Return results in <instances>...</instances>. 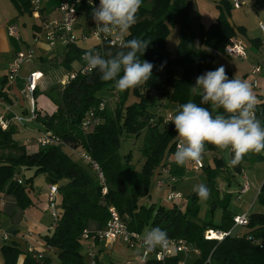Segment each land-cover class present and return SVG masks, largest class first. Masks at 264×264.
Masks as SVG:
<instances>
[{"label": "trees", "instance_id": "trees-1", "mask_svg": "<svg viewBox=\"0 0 264 264\" xmlns=\"http://www.w3.org/2000/svg\"><path fill=\"white\" fill-rule=\"evenodd\" d=\"M10 2L20 15H31L30 0ZM222 5L224 11L229 13V4L223 2ZM79 6L80 12L91 22L93 7L99 6V0H92L91 4L82 1ZM170 28L178 31V44L173 54L165 45ZM236 30L240 34L244 33L242 27H237ZM100 35L101 40L95 41L96 44L90 49L80 48L77 43L67 44L61 65L69 71L73 61L77 60L81 63L78 70H82V57L86 51L100 52L102 55L107 51L115 53L126 40L140 38L150 42L140 59L154 65L151 78L144 85L119 92L115 90L114 82H103L98 71L84 75L77 71L76 77L57 94H51L50 89L47 94H51L55 108L38 115L35 121L45 131L61 138L63 145L37 147V151L28 152L26 146L12 137L16 126L8 125L5 130L0 129V195H12L17 205L25 209L30 204L26 196V185L34 177L43 175L48 185L57 186V225L52 231L48 230L41 239L44 244L53 248L60 264L84 263L80 254L82 232L86 230L89 221L103 228L109 219L107 209L110 206L121 217L129 219L128 228L131 231L141 233L145 228L159 227L168 233L169 239H182L192 245L199 251V257L191 264H203L208 258L212 264H264V182L256 196L261 211L249 214L247 233L240 237L229 236L220 242L205 240L204 231H229L235 215L232 212L222 213L219 223L212 220L201 221L197 205L199 197L195 192L186 198V207L180 211L172 206L165 208L156 203L148 206L142 204V200L150 197L152 175L170 162L178 142L174 124L169 123L162 129V119L155 116L149 108L156 100L164 99L167 88L171 90L169 102L176 108L189 100L200 104L199 96L190 95L191 86L195 85L196 78L203 69L212 67L218 54L223 53L224 47L235 36L223 11H218L215 21L207 27L199 24V43L190 25L184 0H142L137 23L119 45L111 46L110 36L103 33ZM250 42L253 46L257 43L261 45L258 39ZM160 76L162 80L159 79ZM104 88H108L107 92L111 96L112 93L117 96L113 112L108 113L104 106V110L99 113L102 123L90 131L81 132L79 127L87 113L97 110L100 104L105 105V99L98 96ZM202 106L210 108L207 104ZM256 116L264 124L262 100L256 107ZM142 132L140 153L144 161L140 171L136 172L128 162L129 154L121 161L118 154L119 138L122 134L138 137ZM64 148L72 151L80 148L100 166L107 186L105 195L101 194V187L94 175L91 176L73 162L64 152ZM215 150L214 146L206 145V151ZM262 156L264 152L249 153L239 165L226 167L214 155L212 160L215 166L203 164L201 169L205 175L204 184L212 193L216 171L227 168L226 170H231L236 175L240 173L245 162H264ZM25 171H32V176L25 178ZM173 173L182 175L180 170H174ZM14 174L19 175L20 183L13 178ZM131 175L136 179L134 193L126 196L122 189ZM226 205L227 200L223 207ZM211 207H215V204L212 203ZM0 252L3 264H16L20 253L9 244L3 245ZM179 259L176 256L161 264H178ZM147 264L160 263L149 261Z\"/></svg>", "mask_w": 264, "mask_h": 264}, {"label": "clouds", "instance_id": "clouds-1", "mask_svg": "<svg viewBox=\"0 0 264 264\" xmlns=\"http://www.w3.org/2000/svg\"><path fill=\"white\" fill-rule=\"evenodd\" d=\"M141 3L142 0H99L92 12L98 31L106 36L116 33L118 39H123L137 23ZM149 43L133 38L122 43L115 53L107 51L102 55L89 50L82 59L89 71H98L103 82H114L115 90L124 92L151 78L154 65L140 59ZM189 92L201 98L200 104L189 100L169 116L177 134L173 159L178 166L200 162L209 144L224 154L228 167L239 165L249 153L264 152V124L256 116L258 101L248 80L229 79L225 67L220 66L198 76ZM205 104L210 108L202 106ZM193 192L201 200L211 194L203 183L194 185ZM142 239L147 252L167 250L169 246L168 233L159 227L145 228Z\"/></svg>", "mask_w": 264, "mask_h": 264}, {"label": "rangeland", "instance_id": "rangeland-1", "mask_svg": "<svg viewBox=\"0 0 264 264\" xmlns=\"http://www.w3.org/2000/svg\"><path fill=\"white\" fill-rule=\"evenodd\" d=\"M43 2H46L47 0H42ZM82 0H71V2L73 4H76V8L79 10L81 9V7L79 6ZM87 1V0H86ZM212 2L218 3L220 0H210ZM226 3L227 2H231L233 0H225ZM257 1V6L254 4ZM244 2V6L240 9V10H234L231 6L230 10H229V17H231V21H235V19H237L238 17H242L245 19L246 23L250 26V30L254 31L255 29L258 30V26L260 23L264 24V2H262L261 0H243ZM54 3V0H53ZM87 3H89L87 1ZM48 7V6H47ZM213 10L216 12L217 8H215V6L212 4L210 6H204L203 7V13L204 11H208V13L210 11L213 12ZM214 12V13H215ZM50 12L47 11V14H49ZM208 20L205 21H209L210 18L209 16L206 15ZM193 18V17H191ZM5 20H9V21H15L16 22V26H17V30L19 33V36L21 37V40L23 41L22 43H20V51L24 54L28 53V49L31 48L33 46V44L36 42V38L34 36H32V25L36 24L38 25V22L33 20L28 14H24V15H20L19 12L17 10H15L13 4L10 2V0H0V27L4 24ZM85 20V21H84ZM88 20L84 17V15L82 16L81 19V26L84 27L85 31H89L92 30L94 27H96V23L95 21H91V22H87ZM208 23V22H206ZM235 23V22H234ZM196 26H197V22H196ZM78 28L80 29V26H78ZM6 32V29H4ZM76 34L79 33L80 31H78L77 29L75 30ZM198 31H199V26H198ZM7 36V35H6ZM41 41L45 42V38L43 36L40 35V37L38 38ZM16 41H14L13 39L7 37L2 44H5V46L8 48V50H4L2 52H0V77L2 75V70H5L6 67V61H9L10 59H13L17 53L18 50H16V45L15 43ZM96 44V42L94 40H89L86 43H82V42H77V45L80 48L83 49H90L92 48L94 45ZM178 44V31L176 28H170V31L166 37L165 40V45H166V49L170 52V53H174L175 49L177 47ZM33 57L31 59L25 60L22 65L20 66V73L25 72L26 68L25 66L27 64H33L35 67L33 69H39V67H37V65H44L43 63H41V61L39 59H37L35 57L34 54H32ZM219 56H217L216 60L214 61V63L212 64V67L210 68H205L203 69L200 73V75H203L204 73L208 72V71H212L217 69L220 66H224L225 70H231L233 69L234 71L237 72V74L241 75L242 77V72H244L245 70H247L249 67L252 66V64L254 63V61L252 60L251 56H248L246 58V60H241V59H229L227 58L224 53L222 54H218ZM56 60H59V57L56 58ZM57 63V62H56ZM84 62H82L83 64ZM49 65V64H48ZM81 63L77 60L73 61V63L70 66V70L66 71L64 73L65 76H68L74 72L79 71L78 69L80 68ZM19 74V73H18ZM26 75H28V72H26ZM62 79V77L60 78L58 76V78L55 77V79L53 80L52 84L49 86V88H47L44 91V97L47 98V102L53 104V99L51 97V94H57L61 88H64L65 86H62L61 84H59V81ZM160 80H162V76L159 77ZM244 80H248L250 81V77H245ZM51 89V94H47V92ZM108 88H104L101 90V92L98 94V96H101L103 99H105V110L107 109L108 113H112L116 102L114 101L115 98L117 96H115V94L107 92ZM115 93V92H114ZM170 94H171V90L170 89H166L164 92V99L162 101H158V102H153L152 106L149 108V110H151V112L157 116L160 117V119H162V123L161 124V128L166 126L167 124H163V120L167 115H171L174 113V110L176 109V106L170 104L169 102V98H170ZM115 96V97H113ZM4 114V112H3ZM170 124H172V122H170ZM25 129H28L30 131H33L35 129H39L36 125V123H25V124H18V126L16 127V132L12 135L13 139L20 142L24 139H31V137H33V134L31 132H26ZM163 129V128H162ZM142 143H143V132L140 134V136L135 137L132 135H125L122 134L119 138V150H118V154L120 156L121 161L123 162L124 157L126 155L129 154L128 157V162L134 167L136 172H139L142 165H143V157L141 156L140 153V149L142 147ZM217 149V148H215ZM26 150L28 152H34L37 151L38 148L35 146H27ZM64 152H66V154L69 155V157L71 158V160L75 163H77L81 168H83L85 171H87L91 176H93L89 166L87 165V163H85L80 156L78 155V153L81 152V149L79 148L77 151H72L69 150L67 148L63 149ZM213 155L212 152L206 151L203 155V160L202 162L204 163V165L206 166H210V167H214V163H213ZM250 165H248L245 168V174L246 177L248 179V184L249 187L251 188L250 193L247 195H242V198L240 197L239 199H236V195L233 192L236 188L237 185L233 184L231 185V177H230V173L231 172H225L223 170L220 171V169L218 171H216L214 173V183L212 188L214 189V191L210 194V197L207 200H201L200 198L197 201V205H198V214H199V218L201 221H207V220H212V222L214 223H219L220 222V218L222 216V213H235L237 214L240 210L245 209L248 212H254V211H259L260 206L258 204V202H255L256 200V193L258 191L257 188V184L262 181V179H264V166H262L260 169L259 167H256L257 169L254 170L253 165L254 163H249ZM168 165L173 168V164L171 162H168ZM172 172H174V170L172 169ZM24 176L25 178L31 177L33 172L32 171H25L24 172ZM176 180H177V190L182 194V196L184 197V199H186L192 192H193V186L197 185V184H201L205 182V175L204 172L201 171H197V172H193V171H188V174H186V176L184 178H182L180 180L181 175H177L176 173H174ZM94 177V176H93ZM157 179V176L154 174L152 175L151 179H150V186H151V190H150V197L148 199L142 200V204H144V206H148L150 203H156V204H160L161 206L165 207V208H169L170 206L168 204H166L165 202L162 201L161 196L159 193H157L155 191V181ZM237 182L239 181V187L243 186V181H241V179L238 177L235 179ZM135 176L131 175L130 177L127 178L126 184L122 189V193L126 196H129L130 194L134 193V184H135ZM251 183H254L251 186ZM47 183L45 181V177L43 175H38L34 178L33 180V190L37 193L40 192H45L46 188H47ZM222 186L228 187L227 189L231 188L233 194H231L229 196V200H228V194L229 193L227 191L224 192L225 190L221 189ZM221 187V188H220ZM249 188V189H250ZM248 189V191H249ZM247 191V192H248ZM227 200V205L224 208L223 204L226 203ZM212 203L215 204V207H211ZM46 216L47 218L51 220V217L49 216L50 214H48V202H46ZM251 205V206H250ZM243 214H238L237 216H240ZM239 232V233H238ZM247 233V229L246 227H242V228H236L233 231V235L234 234H238V236L240 237L241 235H244ZM235 237V236H234ZM142 253V250H132L130 248H128L127 246L123 245L121 243L120 240H118L117 242H114V244L112 243L111 245L107 246V248L104 250V252L102 253V255L99 256L100 261L103 264H137V258L136 255ZM80 254L82 256V258L85 260L86 259V242L82 241L81 242V248H80ZM199 256L196 255L193 252L188 253L187 255H183L180 256V261L185 262V264H191L193 263Z\"/></svg>", "mask_w": 264, "mask_h": 264}, {"label": "built area", "instance_id": "built-area-1", "mask_svg": "<svg viewBox=\"0 0 264 264\" xmlns=\"http://www.w3.org/2000/svg\"><path fill=\"white\" fill-rule=\"evenodd\" d=\"M30 3L32 6V17L34 19H39V0H30ZM244 5L245 4L243 0H233L231 4L234 10H240ZM55 10L59 15V19L43 23L39 29V33H41L40 35L45 38L46 42L50 46H54L56 43H59L63 47H65L70 43L82 42L84 44L89 40H101L102 36L97 29V25L92 30L85 32L80 36H76L74 34V27L79 21V13L77 8L72 5L69 0H61ZM258 29L260 33L261 45L262 47H264V24L260 23ZM6 34L11 39L19 40L17 26L14 23L7 25ZM110 38L111 46L119 45L123 41V39L117 38L116 33H113ZM223 53L225 56L231 59H246L244 46L241 42L236 41L235 39H231L229 41V43L224 47ZM32 57L33 55L31 51H29L27 54H24L22 52L17 53L14 60L8 66V73L6 76L7 81L14 82L18 76V70L22 63L25 60L31 59ZM79 71L81 75L91 72L88 70L85 61L82 66V70ZM260 71L261 68L258 66H254L251 69V76L254 77V80L251 83L253 87L258 86V80L256 79V77L260 73ZM76 75L77 74L74 72L68 76H63L59 81V84H61L62 86L67 85L69 81L73 80L76 77ZM40 79L41 75L37 73H31L24 80L19 94L22 99L26 101L28 110L25 115H12L11 120H13L14 122L18 124H25L31 122L32 120H35L38 115H43L45 113V110L42 106L39 105L34 96V92L36 90V87L38 86ZM104 106V104H100L97 110H91L87 113L86 117L83 119L79 127L81 132L90 131L98 127L102 123V119L99 113L104 110ZM5 111L10 112L9 106H5ZM169 116L170 115H167L164 118L163 124L170 123ZM7 126V120L0 117V129L5 130ZM23 143L25 146L31 144L35 145L38 148L58 147L63 145L61 138L48 131H44L38 134L31 140H25ZM177 143L175 144L174 152L176 150ZM78 155L85 163H87L98 185L101 187V194L105 195L107 193V186L104 174L100 166L85 151H81L80 153H78ZM262 158H264V156H262ZM185 166L190 171L197 172L203 168V162L202 160L198 163L189 162ZM155 175L157 176V179L155 181V191L160 194L162 201L179 211L184 210V208L186 207V199H184L182 194L177 190L178 183L174 173L172 172V168L168 165V163L156 170ZM241 175L243 177V186L236 192V199H239L240 196L246 193L249 189L248 179L245 173L241 172ZM13 178L18 183H20L19 175L14 174ZM58 200L59 195L57 186L48 185L47 201L48 211L52 220L50 225L51 231L55 229L57 225V212L59 204ZM107 212L109 214V219L103 228H100L99 230L91 233L87 230H84L82 232L81 242H86V259L84 260L83 264H100L97 250L98 243L102 242L103 245L106 246L114 243L117 240H120L123 245L132 250H142V253L137 254V264H147L149 261H154L155 263L161 264L173 257L187 255L190 252H193L199 256V251L182 239H169V246L167 250L157 248L153 252H147L143 247V233L131 231L128 228L129 219L127 217H121L114 207H108ZM232 221L233 226L229 231L225 232L221 230L207 229L204 231L203 238L209 241L220 242L224 238H227L229 236L239 237L238 234L233 235V231L236 228L246 227L249 222V215L246 213L240 216H234ZM9 240V233L0 230V246L7 244ZM46 252L54 255L55 261L45 263L46 256L44 254ZM28 253L34 256V259L38 264H60L56 258L53 248L49 245L45 244L44 247L40 250L29 249ZM178 264H185V262L179 261ZM203 264L212 263L208 258Z\"/></svg>", "mask_w": 264, "mask_h": 264}, {"label": "crops", "instance_id": "crops-1", "mask_svg": "<svg viewBox=\"0 0 264 264\" xmlns=\"http://www.w3.org/2000/svg\"><path fill=\"white\" fill-rule=\"evenodd\" d=\"M60 1L61 0H54V3H53V0H47L46 2L39 0V17L40 18L34 19L32 17V15H29L33 20L38 22V25H36V24L32 25V29H33L32 30V32H33L32 36H34L36 38V42L33 44V46L31 48L28 49V52L31 51L32 54H34L35 57L37 59H39L41 61V63H43L44 65L43 66L37 65V67H39V69H33L35 67L33 64H27L25 66V68H26L25 72L20 73L19 72L20 69H19L18 70L19 74H18L16 80L14 82H8L6 79V76L8 73V66L14 60L15 57L13 59H10L9 61L5 62L6 67H5V70H2V75L0 77V117L7 120L8 125H14L17 127L18 123L11 120L12 115H25L27 113L28 105H27L26 101L22 99L19 92H20V89L22 88L24 80L31 73H37V74L41 75V79L39 80L38 86L36 87V90H35L36 95H34L36 98V101L39 103L40 106L43 107L45 112H49L50 110H54V108H55L54 105L47 102V98L44 97V91L47 88H49V86L52 84L55 77L58 78V76H59L61 78V77L65 76L64 73L68 70L63 65H61V61L63 59V54H64V47L59 43H56L54 46H50L46 42V40H45V42H43L38 38L40 37V34H41V33H39V31H40L39 29L43 23H47V22H51V21L59 19V15L57 14L55 9L58 6ZM69 1L72 5H74L76 7V4H73L71 2V0H69ZM82 1H84V2L88 1L89 2V0H87V1L82 0ZM184 2H185L186 7H187L190 25L192 27V30H193L195 36H196L197 41H198V33H199V31H198L199 24L203 25L204 27H207L210 23L215 21V18L218 14V11H220V10L223 11V13L225 14V16L227 18V21H228L230 27L232 28V30L235 33V36L232 39H235L236 41L241 42L245 48L246 58L248 56H251L252 60L254 61V63L252 64L251 67H249L247 70L242 72V77H241V75L237 74V72L234 71L233 69L226 70V74L228 75L229 79L239 78V79L244 80V78L248 76L251 79L249 82L252 83V81L254 80V77L251 76V73H250L251 69L254 66L260 67L261 71L256 77V79L258 80V86L257 87L252 86V87H253V91L257 97V101H258L257 105L259 104V102L261 100L264 101V47H262V45H260V43H257L255 46H253L250 42V40H253V39L260 40L259 29L258 30L255 29L254 31H251L250 26L246 23L245 19L242 17H238L237 19H235V21H234L235 23L233 21H231V19H230L231 17H229L230 13H226L223 9L222 3L226 2L225 0H220L218 3L212 2L210 0H184ZM227 3L229 4V6L231 8V2L230 3L227 2ZM212 4L215 6V8L219 7V8H217V11L215 12L213 10V12L210 11L209 13H208V11H204V13H203V11H202L203 7L204 6H210ZM254 4L257 6V1ZM15 10H16V8H15ZM47 11H49L50 13L47 14ZM78 13H79V21L74 27V34L76 36H80L81 34L87 32V31H85L84 27L81 26V19H82L83 14H82V12H80V10H78ZM206 15L209 16V18H210L209 21H205V20H208V19H205V18H207ZM191 17H193V18H191ZM88 22H90V21L88 20ZM196 22H197V26H196ZM206 22H208V23H206ZM9 23H14L16 25L15 21L11 22L9 20H5L4 24L0 27V52H2L4 50H6V51L8 50V48L5 46V44H2V42L8 37V36H6L7 34H6L4 29H6V26ZM78 26H80V29L78 28ZM237 27H242L244 33L240 34L236 30ZM76 29L78 31H80L77 34L75 31ZM14 41H16V42H14L16 45V48H17L16 50H18L17 52H19L20 51V43H22L23 41L21 40L20 36H19V40H14ZM198 43H199V41H198ZM58 57H59V60L57 61L56 58H58ZM229 59H231V58H229ZM244 60H246V59H244ZM26 72H28V75H26ZM5 106H9L10 112L5 111ZM3 112H4V114H3ZM29 123H36L37 127L39 128V129H35L33 131L25 129L26 132H31L33 134V137H31V139H33L35 136H37L38 134L45 131V129L39 123H37L35 120H32ZM31 139H24V140L20 141L19 143L24 145L23 142L25 140H31ZM27 146H35V145L30 144V145H26V147ZM77 150L78 149H76L75 151H77ZM212 155L219 157L222 160V163L226 167L228 166L226 164L225 159H224V154L219 149H216L215 152H212ZM170 162L173 164V168H172L173 170L182 171V175L180 177V180L182 178H184L186 176V174H188V171L190 172V170L186 166H178L174 162L173 155L170 158ZM249 163L250 162H245L244 164H242V168H241L240 173L236 174V175L231 170H229V171L226 170L227 168L223 170L225 172H231L230 173V177L232 178L231 179V182H232L231 185H233V184L237 185L238 184L237 188L233 191L235 193V195H236V192L239 190V188H241V187H239L240 186L239 181L237 182L235 179L239 177L241 179V181H243V177L241 175V172L243 171L245 173V168L248 165H250ZM262 166H264V162L254 163L253 169L256 170L257 169L256 167H259V169H260ZM34 178H33V180H34ZM33 180L28 185H26V196H27L28 200L30 201V204L25 209H21L17 205L16 200L12 195H7V194L0 195V230L9 233L10 240L7 242V244L13 245L20 252L19 256L17 258L16 264H28L29 262H32L33 264H38L35 261L34 256L32 254L28 253V250L29 249H34V250L42 249L45 244L43 243L41 237L44 236L46 233H48V230H50L51 221L46 216V210H47L46 209V206H47L46 202H48L47 201V188H46V191L43 193L42 192H40V193L35 192L33 190V187H32L33 186ZM45 181H46V179H45ZM262 182H264V179H262V181H260L256 185L257 186L256 189H258V191H259V188H260ZM253 184L254 183H251V186ZM227 188L228 187L224 188V186H222L221 189L222 190L224 189L225 190L224 192H226V193L228 191L229 193H227V194H228V196H230L231 194H233L232 189L231 188L227 189ZM250 190H251V188L249 189L248 192L244 193V195L249 194ZM258 191H257V193H258ZM257 193L255 196H257ZM240 197L242 198V195ZM255 202H256V200H255ZM259 211H261V210H259ZM259 211H257V212H259ZM254 212H256V211H254ZM246 213L249 215L252 212L251 211L248 212L247 210L242 209L237 214H235V213H233V214L235 216H237L238 214H246ZM99 229H100L99 224L92 222V221L88 222L87 228H86V230L88 232H90V233L95 232ZM144 230L141 233H144ZM117 241H115V242H117ZM2 246H0V249ZM107 246H109V245L105 246V245H103L102 242L98 243V246H97L98 257L100 255H102V253L107 248ZM44 255L46 256L45 263L55 261V256L52 255L51 253L46 252ZM136 258H137V255H136ZM99 261H100V259H99ZM0 264H3L1 252H0ZM100 264H103V263L100 261Z\"/></svg>", "mask_w": 264, "mask_h": 264}, {"label": "bare ground", "instance_id": "bare-ground-1", "mask_svg": "<svg viewBox=\"0 0 264 264\" xmlns=\"http://www.w3.org/2000/svg\"><path fill=\"white\" fill-rule=\"evenodd\" d=\"M9 24H11V23H9ZM7 27V26H6ZM233 219V218H232Z\"/></svg>", "mask_w": 264, "mask_h": 264}]
</instances>
